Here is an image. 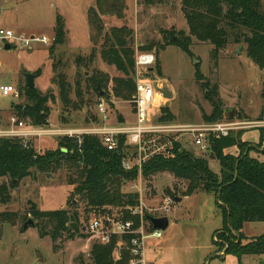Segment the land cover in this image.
I'll list each match as a JSON object with an SVG mask.
<instances>
[{
  "label": "rangeland",
  "instance_id": "374dc122",
  "mask_svg": "<svg viewBox=\"0 0 264 264\" xmlns=\"http://www.w3.org/2000/svg\"><path fill=\"white\" fill-rule=\"evenodd\" d=\"M103 1L102 8L105 13L101 20L104 30L122 26L130 29L132 31L130 44L134 52L150 44H163L162 31L187 34L181 4L177 0L153 6L145 5L143 0H118L113 7L111 5L115 0ZM261 3L264 6V0H261ZM92 8H96V0H0V29H9L16 35L25 37L47 38L46 43L34 42L29 49L22 47L18 42L10 44L14 48L9 50H4L2 46L0 85H12L18 89L25 85L26 74L33 75L39 71V76L34 80L35 88L42 94H51L55 98L48 104L49 128L80 129L95 126L92 117L96 116L95 104L99 99L85 88L84 77H89L96 71L108 74L110 79L121 77L114 67L107 66L101 61L99 56L101 42L94 45L91 41L87 14ZM56 15L62 16L66 22V43L55 47L53 57L50 58L48 49L53 43ZM235 36L238 35L233 31L229 37V44L218 56L216 65L212 56L213 46L198 43L194 39L190 46L191 56L174 46H165L164 50L158 53L152 48L151 52L156 54L159 61L161 71L159 77L167 81V91L171 94L170 98L164 94L165 100L157 97L156 101L160 102V108L164 106L169 108L174 116L171 125L215 124L206 123L202 118V114L208 116L212 112L208 99L210 91L215 90L226 110L222 121H228L226 120L228 116L232 118L240 114L248 119L240 121L235 118L231 121L246 123L243 130L247 132L248 140H253L258 132L264 133V70H260L251 62L245 52L246 46L234 42ZM78 58L82 59L80 67L76 65ZM196 69L202 76L199 81L195 78ZM56 73L64 75L70 87L69 98L75 103L77 98L74 94V85L80 79L79 88L84 100L81 108L67 110L63 108L58 98V88L52 82ZM112 100L114 108L107 110L108 119L104 125H117L120 121L125 123L124 118L131 124L135 123L133 104ZM12 103L25 105L26 101L23 97L18 100L0 97V114L4 120L14 115ZM159 112L160 109L157 110L154 120ZM170 137L183 148L193 151L196 156L208 157L206 150L194 145L191 134L177 132ZM30 141L33 142V148L41 154L54 150L57 145V140L53 137H35ZM166 143L165 141L163 144ZM254 145L257 148L261 147V144ZM213 162L215 161L211 163L212 168L214 169V164L218 168V164ZM66 174V170L48 174H39L32 170L31 176L18 183L13 182L17 186L11 189V202L0 207V212L25 214L28 201L35 202L43 211L68 209L67 203L72 199L70 208L79 211L82 221L89 222L93 218H99L98 213L84 210L83 202L72 194L73 187L68 185ZM176 182L168 173L157 174L150 181L138 176L135 182L127 184L122 189L125 193H138L144 215L149 217L162 215L170 221L167 229L161 231V238L146 240L144 252L147 263L222 264L223 260L218 256L219 253L212 243V234L218 226L221 227L220 212L213 197L200 192L186 197L181 203L174 201L167 213L156 211L162 206V200L166 196L165 189H171ZM1 183L8 184L9 180L1 179ZM108 210L106 215L109 217L120 215L119 208ZM20 226L21 224L0 225V264H78L74 260L80 254H83L84 264L89 263V250L95 241L88 240V236L84 239L76 238L73 241L62 242V248L54 251L49 238H40L33 227L20 231ZM147 228L144 222V231L147 232ZM244 228L245 236L251 239L261 233L264 223H246ZM157 255H160V258ZM225 263L231 264L228 260ZM241 264L261 262H258L256 256H246L242 258Z\"/></svg>",
  "mask_w": 264,
  "mask_h": 264
},
{
  "label": "trees",
  "instance_id": "16d2710c",
  "mask_svg": "<svg viewBox=\"0 0 264 264\" xmlns=\"http://www.w3.org/2000/svg\"><path fill=\"white\" fill-rule=\"evenodd\" d=\"M115 0L111 6H116ZM169 0H143L147 6L159 5ZM181 4V12L187 25V34L184 32L162 31L163 44H150L143 47L142 52L156 49V53L164 50L165 46H174L183 53L191 56L190 46L192 39L198 43H208L213 46L212 56L216 61L220 53L229 44V37L233 31L234 42L244 44L245 52L251 62L260 70H264V6L261 0H177ZM103 0H96V8L89 9L87 21L91 31V41L94 45L100 42L99 56L107 66H112L121 77L110 79L109 75L96 71L89 77H84L85 88L92 91L100 100H105L107 110L114 108L112 99L132 103L135 93L134 81V49L132 48V31L125 26L112 27L104 30L101 16L105 13ZM52 46L48 49L49 57H53L55 47L66 43L64 19L56 15L54 21ZM82 59L76 60L77 67ZM56 70V66L53 64ZM198 68V66H196ZM197 70V69H196ZM155 71L161 76L159 61L155 63ZM34 79L39 71L33 74ZM82 75H80L81 77ZM199 70L195 78L201 80ZM52 82L58 88V98L64 109L81 108L84 104L80 79L75 82L74 94L77 102L69 98L70 87L63 74H55ZM111 85V86H110ZM110 86V87H109ZM80 89V90H79ZM20 98L26 101L25 105L11 104L14 116L34 127H47L50 108L48 104L55 98L51 94H42L36 88L23 87L17 89ZM93 118V125L103 126L104 122L97 111ZM212 112L207 116L202 114L206 123L222 122L225 109L215 90L209 94ZM111 103L108 106V103ZM160 114L154 120L156 124H170L174 120L168 107L160 108ZM91 118V119H92ZM247 120L240 114L232 119ZM119 124H124L120 121ZM243 129L230 131L226 136L208 134V157L196 156L181 144L168 136L161 140L170 142L168 153L155 154L141 167L140 176L150 181L157 174L168 173L177 182L171 189H165V195L174 198L189 197L202 192L211 195L219 209L223 226L213 235L212 243L217 252L223 251L226 255L234 256L239 264L246 256H264V234L247 239L242 228L246 223H264V163L250 156L251 151L257 147L243 141ZM264 134V133H263ZM260 132V145L264 135ZM54 150L41 154L33 148L32 141H23L18 138H0V180L6 178L8 184H0V207L11 202V189L16 187L13 182H20L31 176L32 170L39 174L54 173L66 170L68 185L73 187L75 194L85 205L86 212L93 211L99 217H105L108 209L119 208V220L133 222L132 230L139 228V216H132L128 208L139 206L137 192L125 193L123 187L138 179L137 168L125 171L122 162L129 153L130 148L124 145L125 137L119 136L117 148L108 150L101 138L93 135H83L80 142L77 139L57 137ZM236 149L232 154L227 150ZM209 160L219 165V172L212 171ZM184 185L181 186L180 184ZM72 199L68 201V209L54 211L40 210L35 202L26 203L25 214L21 212H0V225L9 224L18 226L23 231V224L30 218L34 222L40 238H49L53 250L62 248L65 241L76 238H85L87 235L83 228L89 223L82 221L80 213L72 206ZM85 212V213H86ZM110 215V214H108ZM149 216L144 215L143 220L148 221ZM151 228V227H150ZM132 234L121 237L111 235L107 244L93 243L89 250V263L85 264H129L130 240ZM63 242V243H62ZM121 242V248L117 244ZM75 263L84 264L83 254L74 260Z\"/></svg>",
  "mask_w": 264,
  "mask_h": 264
},
{
  "label": "built area",
  "instance_id": "2783aa9c",
  "mask_svg": "<svg viewBox=\"0 0 264 264\" xmlns=\"http://www.w3.org/2000/svg\"><path fill=\"white\" fill-rule=\"evenodd\" d=\"M18 42L22 47L30 48L32 43L43 44L47 42L46 37H25L16 35L12 30L0 29V49L5 43L14 44ZM17 44V43H16ZM156 54L151 51H136L134 55V81L135 93L132 96L134 107L135 123L118 124L115 126H91L87 128H67V127H34L30 124L18 120L14 115L3 119L0 114V138H18L23 141H30L31 138L41 137H67L77 139L83 135H93L101 138L103 145L108 150H114L118 145L119 136L125 137L124 145L132 150L133 153L127 154L122 162V168L129 171L137 168L139 176L142 165L153 155L168 153L167 145L159 143L167 139L173 133L191 134L194 145L202 150L207 149L205 141L208 134L216 136H226L230 131L243 129L246 123L238 121H222L211 125L201 126H175L171 124H156L153 122L157 110L160 109V102L156 98L165 100L164 92L167 90V81L159 77L155 71ZM0 97H10L14 100L20 99V92L12 85H0ZM106 101L100 99L97 104V111L104 122L107 121ZM140 202V201H139ZM174 203V199L165 196L162 206L156 211L169 212V207ZM132 216H139V228L132 230L133 222H123L118 216L93 218L83 228V232L88 236V240L95 243L107 244L111 235L123 236L132 234L130 240V262L129 264H147L145 258V242L148 239H159L162 237L160 230H155L149 221H144L143 208L139 206L128 208ZM162 217V215L158 216ZM144 222L147 224V232L144 231ZM151 227V228H150ZM122 243L117 244L121 248Z\"/></svg>",
  "mask_w": 264,
  "mask_h": 264
},
{
  "label": "crops",
  "instance_id": "0c3cea01",
  "mask_svg": "<svg viewBox=\"0 0 264 264\" xmlns=\"http://www.w3.org/2000/svg\"><path fill=\"white\" fill-rule=\"evenodd\" d=\"M64 19V18H63ZM66 22H65V20H64V24H65ZM65 27H66V25H65ZM7 30H9V29H7ZM66 30V29H65ZM1 67V66H0ZM165 80V79H164ZM124 120H125V123L124 124H131V123H129L128 122V119L127 118H124ZM119 123H117V125H118ZM116 125V124H115ZM115 125H113V124H110L109 126H115ZM195 126V125H194ZM259 131V130H258ZM249 132V131H248ZM243 141H245V142H249V143H251V144H258L259 143V141H260V132H258L257 133V135L255 136V138L253 139V140H248L247 139V132L246 133H244V135H243ZM226 152H228V153H232V154H236L237 153V151H236V149H231V150H227ZM250 156L252 157V158H254V159H257L259 162H262V163H264V140H263V142L261 143V147L260 148H256L255 150H253V151H251V153H250ZM212 160H209V164H210V167H211V169H212V171L213 172H215V173H218L219 172V165H218V168H216L215 167V164H214V169L212 168ZM213 163H215V162H213ZM198 193H200V192H198ZM195 194H197V193H195ZM195 194H193V195H195ZM192 196V195H191ZM209 196H211V195H209ZM212 197V196H211ZM186 197H180V203L185 199ZM214 199V198H213ZM179 202H177V203H179ZM214 202H215V200H214ZM220 215V214H219ZM220 217V220H221V227H217L216 229H215V231H214V233L215 232H217V231H220L221 229H222V226H223V222H222V218H221V215L219 216ZM169 219H168V226H169ZM246 225V224H245ZM245 225L243 226V228H242V233H243V235L245 236V234H244V227H245ZM218 229V230H217ZM214 233L212 234V239H213V235H214ZM262 234H264V228H263V230L261 231V233L259 234V235H257V236H260V235H262ZM256 236V237H257ZM246 237V236H245ZM247 238V237H246ZM253 238H255V237H253ZM247 239H249V238H247ZM219 254H218V256L221 258V260H223V263L222 264H226L225 262L228 260V262H230L231 264H239V262H238V260L234 257V256H232V255H226L223 251H221V252H218ZM157 257L158 258H160V255H157ZM146 258V257H145ZM263 259V260H262ZM147 261V260H146ZM241 261H242V259H241ZM241 261H240V264H241ZM258 262H261V264H264V256H261V257H258ZM147 264H149V263H147ZM151 264V263H150ZM153 264V263H152Z\"/></svg>",
  "mask_w": 264,
  "mask_h": 264
},
{
  "label": "water",
  "instance_id": "95a60500",
  "mask_svg": "<svg viewBox=\"0 0 264 264\" xmlns=\"http://www.w3.org/2000/svg\"><path fill=\"white\" fill-rule=\"evenodd\" d=\"M4 50H9L11 48H14V46H11L10 44H5L3 46ZM26 78V87L27 88H35V83H34V76L32 74H26L25 75ZM164 94L166 96H168L170 98L171 94L166 90L164 92ZM111 103H108V106H110ZM50 175H47V177H49ZM175 202H179L180 198H174ZM148 221L150 223V225L152 226L153 229L155 230H160V231H164L167 229L168 227V218L165 216L162 217H149ZM34 226V222L31 219H28L24 225H23V229H27L28 227H33Z\"/></svg>",
  "mask_w": 264,
  "mask_h": 264
}]
</instances>
